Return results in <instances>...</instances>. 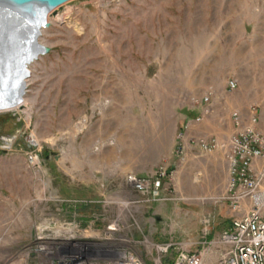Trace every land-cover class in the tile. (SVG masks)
Masks as SVG:
<instances>
[{"label": "rangeland", "instance_id": "rangeland-1", "mask_svg": "<svg viewBox=\"0 0 264 264\" xmlns=\"http://www.w3.org/2000/svg\"><path fill=\"white\" fill-rule=\"evenodd\" d=\"M48 21L39 42L49 52L27 67L23 110L0 112V264L50 263L34 252L36 228L75 219L60 200L107 199L127 174L160 167L171 173L163 196L175 200L136 209L144 234L127 221L116 242L88 246L124 248L118 240L143 235L164 242L161 207L170 209L167 222L189 217L182 197L211 176L179 166V136L226 139L232 113L253 108L264 133V0H72ZM209 93V105L195 103ZM76 205L81 226L95 225L100 208ZM124 212L114 208L106 221Z\"/></svg>", "mask_w": 264, "mask_h": 264}, {"label": "built area", "instance_id": "built-area-1", "mask_svg": "<svg viewBox=\"0 0 264 264\" xmlns=\"http://www.w3.org/2000/svg\"><path fill=\"white\" fill-rule=\"evenodd\" d=\"M228 88L235 91L237 82L231 80ZM211 97L212 93H209L195 103L209 105ZM209 111L210 108H207L197 121ZM232 124L233 132L226 141L216 137L188 139L186 133L181 134L176 152L180 158L179 166L186 162L187 151L191 147L198 148L205 155L216 151L224 155L228 178L225 193L219 201L229 204L236 216L230 227L217 239L207 240L211 218L205 217L201 238L197 242L188 239L184 243L174 240L155 243L143 235V239L138 241L131 238L118 240L124 248L88 246V241L116 242L114 236L123 231L127 221L131 222V227L144 234L143 227L134 215L138 211L136 209L175 200L163 196L164 182L171 173L168 168L160 167L150 176L127 174L120 188L107 192V199L60 200L74 209L76 217L69 221L62 215V219L50 218L41 222L36 228L34 252L53 257V261L48 264H206L207 257L213 251L217 255L216 264H264V133L259 129V116L255 108L247 117H243L240 112L232 113ZM27 159L33 167L40 164L36 154L31 153ZM78 203L86 209L100 208V215L93 222L95 225L86 228L81 226L76 209L82 206L76 205ZM114 208L124 209L125 212L115 214L112 220L106 221V216ZM174 217L179 218L177 214ZM173 218L171 221L176 228L179 224ZM96 224H102V229H98ZM138 247L143 249L142 253L136 251ZM58 251L60 253L57 254Z\"/></svg>", "mask_w": 264, "mask_h": 264}, {"label": "crops", "instance_id": "crops-1", "mask_svg": "<svg viewBox=\"0 0 264 264\" xmlns=\"http://www.w3.org/2000/svg\"><path fill=\"white\" fill-rule=\"evenodd\" d=\"M187 137L188 139L195 137L192 130L187 134ZM228 139L229 137L222 141ZM186 164H189V169L195 167V169L199 168L198 170H201L203 173H210V179L207 178L206 182L203 184L199 180H197L198 182H195V184L192 183L194 186L191 190L185 193L184 197H182V200L189 202L186 209L191 212V215L186 218L181 212L178 214L181 215L179 218H173L177 221H183L181 222L182 224L180 223L181 226L177 230L175 226H173L174 224L171 221V218L170 221L167 222V218L170 214L168 206L166 208L161 207L162 216H158L157 218L159 224L158 227L160 228L158 230V238L164 242L174 240L177 243H184L186 242V239L194 240V237L198 240L199 233L201 234V230L203 229V218L210 217L211 226L209 228V236L207 237V240H215L224 230L230 227L232 219L236 216L229 204L219 201L220 197L225 193L227 185L228 176L226 160L221 151L205 155L202 154L198 148L191 147L187 151L185 165ZM205 201L213 202V205H205ZM169 225L175 229V232L168 231ZM195 242L197 241L195 240ZM214 256H216V251H213L207 257L206 264H212V262L216 260Z\"/></svg>", "mask_w": 264, "mask_h": 264}, {"label": "water", "instance_id": "water-1", "mask_svg": "<svg viewBox=\"0 0 264 264\" xmlns=\"http://www.w3.org/2000/svg\"><path fill=\"white\" fill-rule=\"evenodd\" d=\"M71 1L0 0V73L5 68L11 72L16 64L14 69L16 71L18 67L20 70L18 76L22 95L27 88L24 79L29 78L28 65L49 52V48L39 42L42 29L49 28V17ZM3 82H0V103L6 101L4 91L8 88ZM23 108L21 106L20 110Z\"/></svg>", "mask_w": 264, "mask_h": 264}, {"label": "bare ground", "instance_id": "bare-ground-1", "mask_svg": "<svg viewBox=\"0 0 264 264\" xmlns=\"http://www.w3.org/2000/svg\"><path fill=\"white\" fill-rule=\"evenodd\" d=\"M27 50V49H25ZM28 65V64H27ZM14 68L16 69V64L14 65ZM12 68L11 72L9 68H5L2 73H0V79L3 80L4 84L8 86V88L4 91V96L6 101H2L0 103V112H10V111H18L20 110L21 106H23V96L20 92V89L22 88V85L20 82V76H18V73H20L18 67L17 70ZM15 71V74H14ZM29 72V70H28ZM30 77V72H29ZM0 80V82H1ZM25 85L27 84V79H24ZM14 83H17L14 85ZM19 83V84H18ZM12 88V89H11ZM25 92V90H24ZM2 97V96H1Z\"/></svg>", "mask_w": 264, "mask_h": 264}]
</instances>
